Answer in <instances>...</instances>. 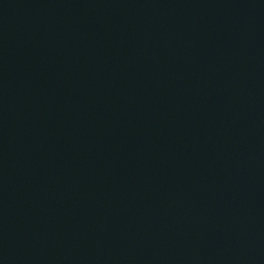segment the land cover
Wrapping results in <instances>:
<instances>
[{
  "label": "water",
  "instance_id": "95a60500",
  "mask_svg": "<svg viewBox=\"0 0 264 264\" xmlns=\"http://www.w3.org/2000/svg\"><path fill=\"white\" fill-rule=\"evenodd\" d=\"M0 264H264V0H0Z\"/></svg>",
  "mask_w": 264,
  "mask_h": 264
}]
</instances>
